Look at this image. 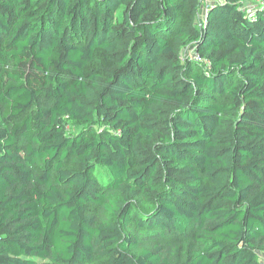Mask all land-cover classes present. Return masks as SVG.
<instances>
[{
  "label": "trees",
  "instance_id": "trees-1",
  "mask_svg": "<svg viewBox=\"0 0 264 264\" xmlns=\"http://www.w3.org/2000/svg\"><path fill=\"white\" fill-rule=\"evenodd\" d=\"M201 1L0 0V264H262L264 0Z\"/></svg>",
  "mask_w": 264,
  "mask_h": 264
},
{
  "label": "rangeland",
  "instance_id": "rangeland-1",
  "mask_svg": "<svg viewBox=\"0 0 264 264\" xmlns=\"http://www.w3.org/2000/svg\"><path fill=\"white\" fill-rule=\"evenodd\" d=\"M258 1V0H256ZM210 2V0H202L201 1V4H200V8L198 10V14L196 16V22L199 23L202 19H203V16H204V8L206 6V3ZM99 53V52H98ZM186 55H189L191 58H193V50L191 48H189L186 52ZM105 62V60H103ZM92 122L94 123V129L95 130H102V129H108L107 128V125L104 124L102 122V120H100L99 118L97 117H94L92 119ZM83 129V126H77V127H70L69 130L71 131H79ZM67 167L69 168H76L77 165L72 163V162H67ZM97 176L103 181V182H108V174L106 172V170L103 168V167H98L97 170ZM91 210H95L96 212H99L98 211V208H95V207H91ZM103 217L109 219V220H113L114 217L108 213H105V212H102L101 214ZM191 234H192V229L191 227H187L186 231L184 234H180V235H177V236H171V237H166L165 238V242H173V241H178L181 245H182V249L183 250H186L190 244H191ZM262 261L264 262V255H262Z\"/></svg>",
  "mask_w": 264,
  "mask_h": 264
},
{
  "label": "built area",
  "instance_id": "built-area-1",
  "mask_svg": "<svg viewBox=\"0 0 264 264\" xmlns=\"http://www.w3.org/2000/svg\"><path fill=\"white\" fill-rule=\"evenodd\" d=\"M251 9H250V7L247 9V11H250ZM193 58H194V60H199V57H198V55L197 54H193ZM262 264H264V262L262 261Z\"/></svg>",
  "mask_w": 264,
  "mask_h": 264
}]
</instances>
